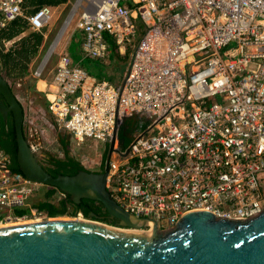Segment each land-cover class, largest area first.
Segmentation results:
<instances>
[{
  "label": "built area",
  "instance_id": "built-area-1",
  "mask_svg": "<svg viewBox=\"0 0 264 264\" xmlns=\"http://www.w3.org/2000/svg\"><path fill=\"white\" fill-rule=\"evenodd\" d=\"M24 1L0 0V29L24 17L45 40L54 8L25 14ZM77 12L68 41L80 33L83 57L104 59L112 44L121 55L130 48L122 81L98 79L66 44L42 92L54 126L76 144L110 142L116 132L106 179L114 201L160 230L190 211L241 221L262 213L264 0H76L34 78ZM129 119L140 125L123 148L117 135ZM28 141L37 155L41 142ZM9 163L0 149V225L38 221L35 208L14 210L29 207L41 184ZM72 218L98 222L79 211Z\"/></svg>",
  "mask_w": 264,
  "mask_h": 264
},
{
  "label": "water",
  "instance_id": "water-1",
  "mask_svg": "<svg viewBox=\"0 0 264 264\" xmlns=\"http://www.w3.org/2000/svg\"><path fill=\"white\" fill-rule=\"evenodd\" d=\"M10 114L20 172L31 181L56 187L74 203L82 198L99 202L119 226L47 219L0 227V264H264V211L245 221L190 211L174 228L160 230L155 220L123 210L106 188L116 132L102 173L79 170L53 176L33 151L23 128V107L0 74V116L5 122ZM88 216L96 217L93 212ZM134 226H151L153 231H134Z\"/></svg>",
  "mask_w": 264,
  "mask_h": 264
},
{
  "label": "trees",
  "instance_id": "trees-1",
  "mask_svg": "<svg viewBox=\"0 0 264 264\" xmlns=\"http://www.w3.org/2000/svg\"><path fill=\"white\" fill-rule=\"evenodd\" d=\"M66 1L67 0H25L23 4L24 13L29 14L41 5H50L54 7L64 4ZM43 31L32 30L24 17H20L0 29V74L2 76L5 78L10 76L16 79L23 78L27 75L29 64L37 55L42 44ZM16 38L18 40H14ZM5 41H13L14 45L4 49L3 42ZM110 52H112V61L117 64L118 59H125L128 56L130 48H128L126 54H124V58L118 53L113 44ZM98 79L107 78L99 77ZM139 125L138 119H129L121 126L118 131V137L120 140L126 142L125 146L129 144ZM23 128L25 129V125H23ZM67 135L68 134L64 131H59V144L63 155L50 154L53 163L51 166H43L45 170L53 176L58 174L73 175L79 170H87L76 157L70 155L67 149L70 140ZM0 149L9 155V168L11 171L20 172L16 162L17 147L11 114L5 122L0 116ZM105 158L106 157L103 158L104 161ZM43 186L44 188L41 194H37L33 197L29 207L15 209L14 214L21 216L30 213L31 208H35L46 217H57L62 215L75 216L79 210L82 211L85 217H88L90 211H93L96 216L108 215L104 207L97 201L82 199L80 204H75L68 195L60 196L61 193L56 187ZM1 214L0 212V216ZM93 218L97 219L95 217ZM101 220L117 225L116 220L109 218Z\"/></svg>",
  "mask_w": 264,
  "mask_h": 264
},
{
  "label": "rangeland",
  "instance_id": "rangeland-1",
  "mask_svg": "<svg viewBox=\"0 0 264 264\" xmlns=\"http://www.w3.org/2000/svg\"><path fill=\"white\" fill-rule=\"evenodd\" d=\"M76 0H67L64 4L57 7H53L55 14L49 23L47 38L43 40L37 55L34 57L31 70H35L41 63L45 53L47 52L51 42L53 41L59 27L61 26L63 20L66 18L67 14L70 12L73 4ZM78 12L75 14L70 26L68 27L66 33L61 38L60 42L56 46V50L51 54L44 68V73L40 78H34L32 72L28 70L27 75L23 78H12L7 76L8 80L16 98L20 102L24 111V125L25 134L29 140H33L34 135L37 141L41 142V150L37 153L40 159H43L47 154H57L63 155L59 144V130L54 126L52 122V116L48 113L46 109V101H44V93L39 91L38 82L42 78H48L47 72L57 61V54L62 49L64 45L67 44V51L71 54L73 59L80 63V65L86 69L89 73L93 74L97 78H107L112 82L120 83L122 81V75H124L130 55L125 59H118V63L112 61V52L109 51L107 57L104 59H92L88 57H83L80 51V33L76 32L70 41L68 38L72 33L76 19L78 18ZM47 31V30H46ZM14 40H18L17 38ZM13 41L3 42L4 49L11 47ZM126 54V53H125ZM123 58L125 55H122ZM29 68V67H28ZM111 72V75H109ZM115 73H118L117 76ZM51 76V75H50ZM218 97H213L210 103L218 101ZM45 104V105H44ZM70 140V139H69ZM103 148V142H93L92 140H86L84 143L76 144L75 141L69 142L67 149L70 155L76 157L86 168H94L95 162L99 158V151ZM44 186L40 185L36 188V193L41 194ZM36 194V195H37ZM33 219V218H32ZM47 219H73L72 216L62 215L57 217H46L41 215L38 221ZM31 221V220H28ZM98 223H104L110 226H119L116 224H110L108 222L98 220ZM31 222H35L31 221ZM147 230L145 232H148Z\"/></svg>",
  "mask_w": 264,
  "mask_h": 264
},
{
  "label": "flooded vegetation",
  "instance_id": "flooded-vegetation-1",
  "mask_svg": "<svg viewBox=\"0 0 264 264\" xmlns=\"http://www.w3.org/2000/svg\"><path fill=\"white\" fill-rule=\"evenodd\" d=\"M68 138H69V136H68ZM117 139H118V142H119V144H120L121 147L124 148V147H127L128 146V145L125 146L126 145L125 144L126 142L124 140H120L119 137H118V135H117ZM110 144H111V141L110 142L103 143V148H102L101 151H99V158L95 162L94 168L88 169V168H86L84 166L88 171L95 172V173H102L105 170V161L103 160V158L104 157L107 158V155H108L109 150H110ZM114 150H115V141H114V144H113V149L111 151L110 157L113 154ZM106 158H105V160H106ZM39 160H40V162L42 163L43 166H49V165L51 166V164L53 163V159L51 160L50 154L45 155V157L43 159H40L39 158ZM49 162H50V164H49ZM60 196H65V195H60ZM82 199H87V198H82ZM81 200L78 203H75V204H80ZM79 212H82V211L79 210ZM91 212H93V211H90L89 213H91ZM95 218H97L98 220H101V219L104 220V218H106V219L107 218L112 219L108 215H100V216H96ZM112 220H116L117 225H119V222H118L117 219H112Z\"/></svg>",
  "mask_w": 264,
  "mask_h": 264
},
{
  "label": "crops",
  "instance_id": "crops-1",
  "mask_svg": "<svg viewBox=\"0 0 264 264\" xmlns=\"http://www.w3.org/2000/svg\"><path fill=\"white\" fill-rule=\"evenodd\" d=\"M54 7H57V6H54ZM46 31V30H45ZM44 40V39H43ZM42 44H43V41H42ZM41 44V45H42ZM41 47V46H40ZM40 49V48H39ZM34 59V58H33ZM33 59H32V61H31V63L29 64V68H28V70L29 71H33V70H31V66H32V62H33ZM55 66V64L52 66V67H50V69L48 70V72H47V75H48V78H43V79H40V80H43L44 82H45V84L47 83V81H49L50 80V75H51V71H52V69H53V67ZM116 74V76H117V74L118 73H115L114 72V75ZM109 75H111V72H110V74ZM122 78H123V75H122ZM107 80V79H106ZM108 81H110L111 83H113V84H115V85H118L119 83L118 82H116V83H114V82H112L111 80H109L108 79ZM121 83V82H120ZM43 87H44V83L43 82H39L38 83V88H36V89H38L39 91H41L42 92V89H43ZM43 93V92H42ZM44 96V95H43ZM44 101H46V99H45V97H44ZM45 105V104H44ZM46 106V105H45ZM68 136V135H67Z\"/></svg>",
  "mask_w": 264,
  "mask_h": 264
},
{
  "label": "bare ground",
  "instance_id": "bare-ground-1",
  "mask_svg": "<svg viewBox=\"0 0 264 264\" xmlns=\"http://www.w3.org/2000/svg\"><path fill=\"white\" fill-rule=\"evenodd\" d=\"M39 82H43L44 83V87H45V82L43 81V80H39ZM38 82V83H39ZM43 87V88H44ZM78 220H80V219H78ZM81 221H85V220H82L81 219ZM87 222H88V220H86ZM31 221H19V222H15V223H9V224H1L0 225V227H4V226H11V225H18V224H23V223H30ZM89 222H91V223H95V224H101V223H98V222H92V221H89ZM132 230H134V231H141V230H145V231H147V230H150V231H148L147 233H150V232H152L153 231V228L150 226V227H148V228H146V229H139V227L138 226H134V227H132Z\"/></svg>",
  "mask_w": 264,
  "mask_h": 264
}]
</instances>
